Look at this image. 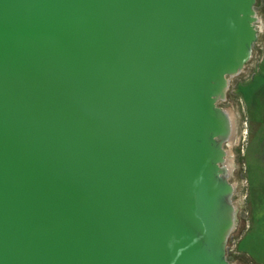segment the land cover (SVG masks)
Wrapping results in <instances>:
<instances>
[{
    "label": "water",
    "instance_id": "obj_1",
    "mask_svg": "<svg viewBox=\"0 0 264 264\" xmlns=\"http://www.w3.org/2000/svg\"><path fill=\"white\" fill-rule=\"evenodd\" d=\"M255 4L0 0V264H231L217 101Z\"/></svg>",
    "mask_w": 264,
    "mask_h": 264
},
{
    "label": "rangeland",
    "instance_id": "obj_2",
    "mask_svg": "<svg viewBox=\"0 0 264 264\" xmlns=\"http://www.w3.org/2000/svg\"><path fill=\"white\" fill-rule=\"evenodd\" d=\"M254 11L258 40L251 58L229 78L226 99L217 101L236 129L233 143L222 145L228 155L223 162H231L227 183L235 187L231 199L239 221L225 248L231 264H264V0H256Z\"/></svg>",
    "mask_w": 264,
    "mask_h": 264
},
{
    "label": "bare ground",
    "instance_id": "obj_3",
    "mask_svg": "<svg viewBox=\"0 0 264 264\" xmlns=\"http://www.w3.org/2000/svg\"><path fill=\"white\" fill-rule=\"evenodd\" d=\"M225 119H226L227 127H226L225 135L221 138V143L223 144V143L228 142V141H229V143H233L232 142V137L235 134L234 132L236 130L235 129V123H234L232 115L227 113V112H225ZM227 156L228 155L225 153V157L226 158H227ZM223 160H224V158H223ZM223 160L220 163L223 166L222 167L219 166L220 167L219 177H220L221 183L227 188L226 193L224 195V200L227 203V204L225 203L224 205L227 206L229 203H231L233 205V202H232L233 199H231V196H232V194L235 193V187L234 186H229L228 183H227V179L229 178V171H230L231 162L224 161L225 162L224 163ZM233 207L236 208L234 205H233ZM237 214H238V211H234V214L231 216V219H233V225L231 227L232 232H229L227 234V236H230L231 234L236 232V227L237 226H236V223H235V217L237 218ZM237 220H238V218H237Z\"/></svg>",
    "mask_w": 264,
    "mask_h": 264
}]
</instances>
